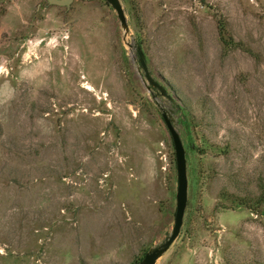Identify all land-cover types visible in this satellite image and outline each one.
<instances>
[{
	"label": "rangeland",
	"instance_id": "rangeland-1",
	"mask_svg": "<svg viewBox=\"0 0 264 264\" xmlns=\"http://www.w3.org/2000/svg\"><path fill=\"white\" fill-rule=\"evenodd\" d=\"M0 0V264H264V0ZM131 45L132 47H129ZM140 47L151 76L139 64Z\"/></svg>",
	"mask_w": 264,
	"mask_h": 264
},
{
	"label": "water",
	"instance_id": "water-1",
	"mask_svg": "<svg viewBox=\"0 0 264 264\" xmlns=\"http://www.w3.org/2000/svg\"><path fill=\"white\" fill-rule=\"evenodd\" d=\"M50 4L56 6L69 7L73 0H48ZM106 2L111 6L117 15V19L123 29L128 30L127 20L125 16L124 9L121 5L120 0H106ZM129 47H132L129 45ZM136 52L139 60V64L144 71L145 78L151 87L159 90L160 94L169 98L165 88L160 85L150 74L147 65L145 63V57L140 47H136ZM162 119L166 125L167 130L170 133L176 159V171H177V190H176V209L174 215V222L171 232L164 238V240L158 245L150 248L145 254L144 258L139 264H155L156 261L169 249L172 243L176 240L180 233V229L183 224V217L188 200V179H187V169H186V159L183 144L181 142L178 132L175 130L171 115L162 109Z\"/></svg>",
	"mask_w": 264,
	"mask_h": 264
},
{
	"label": "trees",
	"instance_id": "trees-1",
	"mask_svg": "<svg viewBox=\"0 0 264 264\" xmlns=\"http://www.w3.org/2000/svg\"><path fill=\"white\" fill-rule=\"evenodd\" d=\"M89 1H91V0H89Z\"/></svg>",
	"mask_w": 264,
	"mask_h": 264
}]
</instances>
